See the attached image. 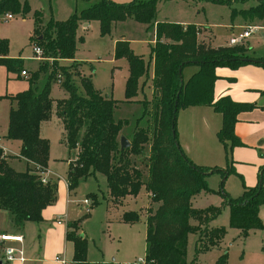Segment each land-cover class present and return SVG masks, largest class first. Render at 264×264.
<instances>
[{
	"label": "trees",
	"instance_id": "obj_1",
	"mask_svg": "<svg viewBox=\"0 0 264 264\" xmlns=\"http://www.w3.org/2000/svg\"><path fill=\"white\" fill-rule=\"evenodd\" d=\"M17 6L16 0H2L0 15L15 10ZM23 9H27L26 4ZM155 14L156 0H133L129 3L96 0L64 20L51 18L41 26V13L36 11L34 36L30 39L33 44L42 46L41 56L45 59L29 76H25L28 87L8 96L14 104L9 110L5 135L20 141L17 157L26 160V169L17 171L12 168L0 148V209L9 213L16 226H23L26 221L42 220L43 209L56 200L58 180L48 176L45 182L42 181L48 166L50 142L40 131L43 122L55 117L61 128L60 141L69 153L66 172L69 190L74 189L81 178L102 174L112 199L136 196L144 187L151 202L156 204L148 208L145 217L144 261L130 264H188L185 253L190 219L214 218L221 211L216 207L193 208L191 198L208 190L209 174L220 171L224 177L227 171L197 165L187 157L177 138V110L199 104L212 106L221 114L222 124L217 137L228 153L229 147L241 143L234 132L237 115L253 109L255 104L233 100L229 95L215 99L217 69L235 70L247 63L264 67V59L248 55L249 47L243 44L213 47L199 42L195 24L156 21ZM242 15L249 19H263L264 0L244 10ZM126 18L146 24L153 21L155 41L151 45L148 61L135 54L127 40L118 39L114 45V56L125 57L128 63L125 100L143 104L144 112L139 119L147 113L151 115V125L137 128L130 139V146L121 149L119 136L126 120L113 118L117 100L102 96L88 77L80 75L81 63L61 61L74 58L77 42L83 39L76 34L81 21H98L99 33L104 36L110 34L113 23ZM149 60L153 64L150 76ZM0 65L7 71L20 72L23 69L21 57L8 56V41L5 38H0ZM186 65H195L196 70L184 80L182 70ZM41 74L46 79L39 88ZM62 75L61 84L69 95L53 99L49 95L50 84ZM76 81L85 87V94L77 91ZM145 85L153 88V98H136ZM146 143L150 146L147 176L143 181L141 171L133 165L130 156L141 153ZM263 170L264 166L260 167L258 184L253 187L244 184L239 197L223 194L229 207L230 227L245 231L263 228L259 215L260 208L264 206ZM139 218L136 210L123 214V219L129 223H135ZM66 225V238L73 243V260L76 264H88L86 240L78 232L80 220ZM221 231V228L216 229L214 235L218 236ZM209 234L212 240L213 234Z\"/></svg>",
	"mask_w": 264,
	"mask_h": 264
},
{
	"label": "rangeland",
	"instance_id": "obj_2",
	"mask_svg": "<svg viewBox=\"0 0 264 264\" xmlns=\"http://www.w3.org/2000/svg\"><path fill=\"white\" fill-rule=\"evenodd\" d=\"M16 1L18 3L17 8L7 11L13 14V18L5 20V13L0 15V38H5L8 41L9 56H19L23 59V69L27 70V76H29L31 71L36 70L39 63L45 59L42 58V54L40 56L34 54L33 42L30 39L34 36L36 11L41 13L40 25L42 26L51 18L53 20H64L96 0ZM112 1L129 3L133 0ZM258 1L156 0L155 20L173 21L182 25L195 24L197 30L198 28L201 31L207 30L211 45L218 47L228 45L232 32L236 34L242 32L243 28L239 26L243 23L242 12L258 4ZM25 4L27 6L26 10L23 9ZM125 21L120 25V30L121 33H124V38L128 41L129 47L135 54L141 55L148 61L154 35L153 27L148 26L152 25L153 21L147 24L140 23L133 18H127ZM81 34L83 40L78 42L75 51V58L82 62L80 75L88 77L94 89L98 90L102 96H110L117 100V105L113 110V118L115 120H126L120 135L125 136L130 141L137 128H145L151 125V115L147 113L139 119L144 112L143 104L125 100V81L128 75L127 60L125 57L116 58L114 56L115 37L101 36L97 21L91 22L87 29H81ZM246 42L243 45L250 47L248 55L251 54L264 59V28L253 34ZM203 43L209 45L207 42ZM39 46L42 48L40 44ZM149 61L148 75L150 76L153 65L152 60ZM195 67V65H186L183 68L182 77L184 80L196 70ZM8 76L12 77V74L8 73ZM45 79L46 76L41 74L38 80L39 88L43 86ZM62 80L63 75L51 82L49 87L51 98L68 97L69 92L61 84ZM26 82H28L27 78L6 80V71L3 67H0V136L3 145L12 154L19 152L18 141L4 138V132L6 126L8 129V114L14 103L8 96H3V94L6 91L15 93L23 89ZM76 86L79 93H86L85 87L80 81H76ZM143 96L147 99L153 98V93L149 92L147 85L139 90L136 98L142 99ZM192 112L193 120L190 116ZM251 121V126L247 131L253 135L260 133L264 135V112H253ZM221 124V114L210 105H192L180 107L177 110V138L187 157L197 165L227 171V175L224 177H222L220 171L209 174L207 176L208 190L196 194L192 199L193 208L203 210L216 207L221 208V211L214 218L208 217L206 220L190 219L191 229L187 235L185 261L188 264H264V228L245 231L230 227L229 207L223 199V194L233 198L242 194L244 181L252 176L254 168H257V162L246 164L236 161L238 160L235 157L236 146L229 147L227 153L223 143L217 137ZM190 127H193V129ZM44 134L51 143L49 167L56 172L59 181L53 206L60 204L65 210L68 199L69 221L80 220V231L86 240V260L88 264L104 262L130 264L139 258H143L146 253L145 217L148 208L156 206L151 202L150 195L144 187L140 189L135 199V196L130 195V197H125L127 199L123 203H117L107 192L105 176L98 174L96 177L88 176L79 179L68 196L65 184L67 148L63 143H60V131L56 125H46ZM262 139H264V136L255 140V147ZM261 145L263 146L264 142ZM149 146L150 143L144 144L141 153L130 156L133 165L141 171L143 181L147 176ZM14 164L19 166L16 162ZM238 165L240 168H237ZM261 181L262 183L264 181V170ZM86 197L92 201L88 213L80 210L79 205V202ZM129 210L138 211L139 221L129 223L123 219L124 212ZM218 228H221L222 231L219 232L218 236H215L214 233ZM2 230H8V227L0 226V231ZM210 232L213 234L211 235L212 240L209 239ZM34 243H36L35 238ZM1 249L2 244L0 243V253ZM72 257H68L69 264H76Z\"/></svg>",
	"mask_w": 264,
	"mask_h": 264
},
{
	"label": "crops",
	"instance_id": "obj_3",
	"mask_svg": "<svg viewBox=\"0 0 264 264\" xmlns=\"http://www.w3.org/2000/svg\"><path fill=\"white\" fill-rule=\"evenodd\" d=\"M244 17V16H243ZM245 18V17H244ZM243 18V23L239 26L243 28L248 25L256 26V29L244 40L250 38L253 34L257 33L259 30L264 28V18L263 19H249ZM127 19V18H126ZM125 19V20H126ZM125 20L119 21L116 23H113L111 27L110 34H107L110 37H115L114 45L116 40L118 39H126L124 38V33H121L120 25H122ZM91 21H81L77 27L76 34L77 36H81L83 38V35L81 34V29H87L90 25ZM252 21V22H251ZM98 22V21H97ZM146 26V24H144ZM187 25V24H184ZM99 26V23H98ZM152 26L153 29L155 27V23H152V25H149L148 27ZM198 26V25H197ZM200 26V25H199ZM147 27V26H146ZM147 27V28H148ZM201 29V26H200ZM117 30H120L119 32ZM242 30V31H243ZM207 30H199L197 32V40L199 42H207L211 45L210 36L207 34ZM241 32V31H240ZM237 35L236 33L232 32L230 37ZM229 37V39H230ZM83 40V39H82ZM155 41V35H153L151 44H153ZM81 42V41H79ZM78 42L76 45V49L78 46ZM247 44V42H246ZM227 45V44H226ZM212 46V45H211ZM225 46V45H222ZM228 46L229 41H228ZM248 46V45H247ZM214 47V46H213ZM250 49V47H249ZM9 56V55H8ZM12 57V56H11ZM75 61L81 63L80 69L82 66V62L78 61L77 58L68 60L67 62ZM153 65V64H152ZM0 67H3L6 71V80L8 79H22L26 78L25 76H22L17 71L16 73L14 71H7L4 66L0 65ZM153 69V67H152ZM196 69V67H195ZM26 70V69H25ZM27 71V70H26ZM8 73L12 74V77L8 76ZM152 74V70L151 73ZM20 75V76H19ZM217 79L214 83V98H219L224 95H229L233 100L237 101H245L255 104V107L248 111H242L237 115V121L234 126V132L237 136L239 141L241 142L239 145H236L235 147V157L238 159L236 161L240 163H253L254 161L257 162V168H254V172H252V176H250L247 180L244 181V184L248 187H253L259 182V171L260 167L264 166V145L262 146L261 143L264 142V139H262L261 142H259L258 146L255 147V140L258 138H261L264 136L262 133L260 134H250L247 130L251 126V114L253 112H264V67L257 63H247L240 67H238L235 70L221 67L217 69ZM28 87V82H26V85L23 87L24 90ZM149 92L151 94L153 93V88L147 85ZM19 90V91H21ZM17 91V92H19ZM15 92V93H17ZM14 92H7L3 94V96H9L15 94ZM212 107V106H211ZM191 119L193 120V112L191 113ZM53 124L56 125L60 131V140H61V128L57 123V119L55 117H52L49 121H45L41 124V135L45 138L46 135L44 134V127L46 125ZM193 129V127H190ZM7 132V126L6 131L4 132V138H6L5 134ZM1 137V136H0ZM7 139V138H6ZM48 139V138H47ZM17 140V139H15ZM49 140V139H48ZM18 141V146L20 150V141ZM2 142V141H1ZM50 142V141H49ZM61 143V141H60ZM65 145V144H64ZM66 146V145H65ZM51 147V143H50ZM1 148L3 149V152L5 155H7L8 162L12 168H14L17 171H24L27 167V162L23 158L17 157L18 153H10L7 148L3 145V142L1 143ZM67 148V147H66ZM257 151H256V150ZM263 149V150H260ZM260 152V153H258ZM263 152V153H262ZM68 153V149H67ZM69 155V153H68ZM68 158V156H67ZM65 158V161L67 163V169H68V160ZM243 158V159H241ZM50 149H49V160H48V166L47 171L48 176H51L53 178H56V172H54L49 166L50 164ZM14 162L18 163L19 166L15 165ZM24 166V169H23ZM237 168H240L238 165ZM247 168V167H245ZM67 172V171H66ZM66 187H67V178H66ZM59 183V181H58ZM264 183V181H263ZM58 190V187H57ZM68 196L71 192V190L68 189ZM205 191H202L200 193H203ZM199 193V194H200ZM138 195V194H137ZM136 195V196H137ZM134 197V199L136 198ZM195 196V195H194ZM193 196V197H194ZM126 197H130L126 196ZM191 198V204L192 199ZM127 198H122L120 200L114 199L117 203H123V201ZM68 199L66 201V207L65 210H63V207L60 204H55L53 206L52 203L45 207L42 211V220L35 222V221H26L23 226H16L11 216L8 212L5 210L0 209V226L8 227V230H2L0 231V234L2 233H8V234H21L23 237L22 247L24 249L25 254V260L24 261H11V262H4L2 260V253H0V260L1 264H63L59 260H56L55 257L58 256L59 258H63L65 260L64 264H69V256H73V243L66 238V231H67V223L70 222L69 220V208H68ZM80 210L84 211V206L79 202ZM259 215L263 222V228H264V206L260 208ZM58 221L60 223H58ZM21 230V231H20ZM81 228L79 229V233H81ZM34 238L36 240V243H34ZM15 244V243H13ZM20 245V243L16 244ZM72 245V246H71ZM61 254V255H59ZM126 264V263H125Z\"/></svg>",
	"mask_w": 264,
	"mask_h": 264
},
{
	"label": "built area",
	"instance_id": "obj_4",
	"mask_svg": "<svg viewBox=\"0 0 264 264\" xmlns=\"http://www.w3.org/2000/svg\"><path fill=\"white\" fill-rule=\"evenodd\" d=\"M13 18V14L10 12L5 13V20ZM256 29V26L253 25H248L244 28L242 32H240L237 35H234L230 37L229 39V45H238V44H243L244 40ZM33 52L34 54H37L38 56L41 55L42 49L40 46L37 44H33ZM20 74L22 76H27V71L25 69H22L20 71ZM1 141L2 138L0 137V148H1ZM48 171L46 170L43 173V178L42 181L45 182L47 177H48ZM81 204L84 206V211L89 212L90 208L92 206V201L89 198H84L81 201ZM58 223H60L58 221ZM22 242H23V237L21 234H8V233H2L0 234V243L2 244V260L6 263L19 260V261H24L25 260V254H24V249L22 247ZM15 243V244H13ZM20 243V245H16ZM56 260H59L63 264L65 263V260L63 258H59L58 256L55 257ZM137 261L143 262V258H139Z\"/></svg>",
	"mask_w": 264,
	"mask_h": 264
},
{
	"label": "water",
	"instance_id": "obj_5",
	"mask_svg": "<svg viewBox=\"0 0 264 264\" xmlns=\"http://www.w3.org/2000/svg\"><path fill=\"white\" fill-rule=\"evenodd\" d=\"M158 91L156 90L155 91V94L158 95ZM176 104V102H175ZM119 145H120V148H128L130 146V141L123 135H120L119 136ZM0 264H1V260H0Z\"/></svg>",
	"mask_w": 264,
	"mask_h": 264
}]
</instances>
